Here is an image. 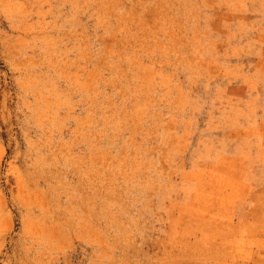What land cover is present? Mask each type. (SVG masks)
Masks as SVG:
<instances>
[{
    "label": "rangeland",
    "instance_id": "rangeland-1",
    "mask_svg": "<svg viewBox=\"0 0 264 264\" xmlns=\"http://www.w3.org/2000/svg\"><path fill=\"white\" fill-rule=\"evenodd\" d=\"M0 264H264V0H0Z\"/></svg>",
    "mask_w": 264,
    "mask_h": 264
}]
</instances>
